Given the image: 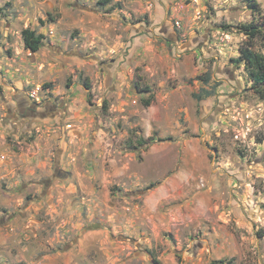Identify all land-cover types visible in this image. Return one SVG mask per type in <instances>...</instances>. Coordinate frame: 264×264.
I'll list each match as a JSON object with an SVG mask.
<instances>
[{
    "label": "rangeland",
    "instance_id": "374dc122",
    "mask_svg": "<svg viewBox=\"0 0 264 264\" xmlns=\"http://www.w3.org/2000/svg\"><path fill=\"white\" fill-rule=\"evenodd\" d=\"M250 1L0 0V264H264Z\"/></svg>",
    "mask_w": 264,
    "mask_h": 264
},
{
    "label": "trees",
    "instance_id": "16d2710c",
    "mask_svg": "<svg viewBox=\"0 0 264 264\" xmlns=\"http://www.w3.org/2000/svg\"><path fill=\"white\" fill-rule=\"evenodd\" d=\"M250 7L254 11H259L260 7L256 0L250 1ZM238 31L246 35V40L240 47V55L233 59L235 63L244 64L245 69L253 82V88L255 91L264 96V53L255 47V40L257 38L264 39V25L259 22H250L240 24L238 26ZM0 32V38H1ZM22 38L24 40L26 48L30 49L33 52H37L43 45L44 34L38 33L35 29L24 28L22 30ZM205 82H208L209 79L205 78ZM150 90V89H147ZM209 92V91H207ZM210 93H207L209 95ZM200 99L204 98V95H197ZM151 97L145 99V104H151Z\"/></svg>",
    "mask_w": 264,
    "mask_h": 264
}]
</instances>
